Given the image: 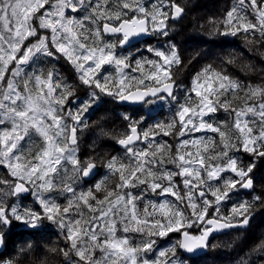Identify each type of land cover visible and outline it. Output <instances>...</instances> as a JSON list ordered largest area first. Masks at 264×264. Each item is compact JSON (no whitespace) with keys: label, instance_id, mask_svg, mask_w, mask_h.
<instances>
[{"label":"snow or ice","instance_id":"snow-or-ice-1","mask_svg":"<svg viewBox=\"0 0 264 264\" xmlns=\"http://www.w3.org/2000/svg\"><path fill=\"white\" fill-rule=\"evenodd\" d=\"M191 7L0 0V264H264V0Z\"/></svg>","mask_w":264,"mask_h":264},{"label":"trees","instance_id":"trees-1","mask_svg":"<svg viewBox=\"0 0 264 264\" xmlns=\"http://www.w3.org/2000/svg\"><path fill=\"white\" fill-rule=\"evenodd\" d=\"M231 0H188V3L191 7V11L188 13V16L182 23L176 24L175 32L173 35L176 37V41L183 44L185 49V56H189L193 49L196 47L198 41H193L188 39L189 36L196 35L199 32L200 25L204 22L210 15H219L224 6L230 3ZM203 18V19H201ZM183 25V31H182ZM177 33H179L177 35ZM207 39V38H205ZM222 47L229 49H239L240 42L238 40L232 41L231 45H216L211 43H199V51L203 53V57L200 59V63H207L212 60H216L218 56H223L225 53L222 51ZM135 52V49H133ZM199 65H194V67H198ZM243 75L242 73L240 74ZM111 107V106H110ZM125 111V107L116 108V113H120ZM127 111L132 112V109L127 108ZM143 115L146 117L151 115L154 119H164L169 115L168 106L165 105L163 108L159 106H153L151 111L147 107L143 109ZM92 119H96V116H92ZM119 121H116L115 125H111L110 127L118 126ZM85 147L87 144H90L92 141V136L89 134H85ZM111 151V149H108ZM19 231V230H18ZM264 231V221H260L255 232ZM52 233H57L56 235L50 234L52 241L58 240V230L53 226ZM255 232L253 235H255ZM238 233L230 232L228 234H221L213 238V243L227 241L229 243L232 242L233 238L236 237ZM247 248L244 249L247 252ZM207 255L200 261V264H235V260L238 259V256L235 251L232 249H219L214 250L211 247L207 250Z\"/></svg>","mask_w":264,"mask_h":264},{"label":"water","instance_id":"water-1","mask_svg":"<svg viewBox=\"0 0 264 264\" xmlns=\"http://www.w3.org/2000/svg\"><path fill=\"white\" fill-rule=\"evenodd\" d=\"M134 107H136V106H128V108H134ZM218 235H221V234H217L216 236H218Z\"/></svg>","mask_w":264,"mask_h":264}]
</instances>
